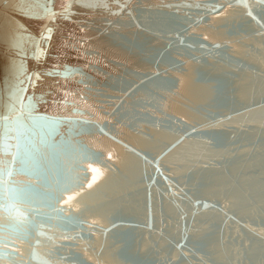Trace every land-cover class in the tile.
<instances>
[{"label": "water", "instance_id": "obj_1", "mask_svg": "<svg viewBox=\"0 0 264 264\" xmlns=\"http://www.w3.org/2000/svg\"><path fill=\"white\" fill-rule=\"evenodd\" d=\"M10 106L0 264H264L262 0H0Z\"/></svg>", "mask_w": 264, "mask_h": 264}, {"label": "snow or ice", "instance_id": "obj_2", "mask_svg": "<svg viewBox=\"0 0 264 264\" xmlns=\"http://www.w3.org/2000/svg\"><path fill=\"white\" fill-rule=\"evenodd\" d=\"M264 2V0H262ZM246 6V5H245ZM71 4H69L68 8L65 9L61 15L70 16L71 15ZM23 11V10H21ZM51 17H55L56 13L50 12L49 10H45ZM27 15V13H24ZM251 15V13H249ZM50 32L51 29H48ZM46 38V37H45ZM23 73L21 72V75ZM39 79V74L36 76ZM20 83L27 85H34V81L32 77H27L26 80L20 81ZM26 87H18L17 92L19 96H17V92L10 93V99L17 100L21 107H23L26 111L31 112L32 106L29 103L28 105H24L23 97L24 93H26ZM14 106H10L9 113L0 115V152H4L7 154L11 149L12 145L8 143L10 128V115L13 111ZM54 123V122H52ZM49 126L48 118L45 116L35 117L34 118V127H38L41 131L40 144L42 146H50L48 144V138L45 135V129ZM15 153L13 155V163H19L20 167L15 169L17 173H28L30 176L39 178L42 174V167L40 164L39 156L41 155L40 148L30 140L27 136L23 139L20 138V134L17 135L16 144H15ZM13 176V169L11 167H3L0 168V206L5 207L6 210L11 211L13 205L5 204L4 201H10L11 199H20L22 197H27L32 192V187L30 185H26L22 189H15L9 183L10 178ZM87 179H92L90 177H86ZM91 185H89L90 187ZM7 193L8 195H5ZM207 206V205H205Z\"/></svg>", "mask_w": 264, "mask_h": 264}]
</instances>
